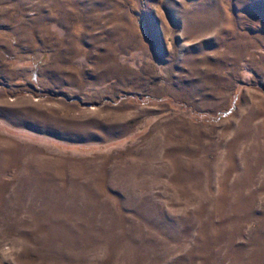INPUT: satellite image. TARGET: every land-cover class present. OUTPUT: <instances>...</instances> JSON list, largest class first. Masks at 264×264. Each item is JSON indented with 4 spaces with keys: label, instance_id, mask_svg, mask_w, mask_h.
I'll list each match as a JSON object with an SVG mask.
<instances>
[{
    "label": "rangeland",
    "instance_id": "obj_1",
    "mask_svg": "<svg viewBox=\"0 0 264 264\" xmlns=\"http://www.w3.org/2000/svg\"><path fill=\"white\" fill-rule=\"evenodd\" d=\"M0 264H264V0H0Z\"/></svg>",
    "mask_w": 264,
    "mask_h": 264
},
{
    "label": "trees",
    "instance_id": "obj_2",
    "mask_svg": "<svg viewBox=\"0 0 264 264\" xmlns=\"http://www.w3.org/2000/svg\"><path fill=\"white\" fill-rule=\"evenodd\" d=\"M211 119H213V118H211Z\"/></svg>",
    "mask_w": 264,
    "mask_h": 264
}]
</instances>
